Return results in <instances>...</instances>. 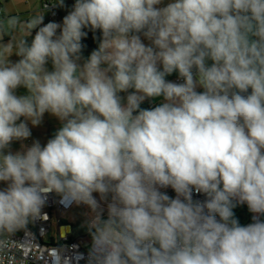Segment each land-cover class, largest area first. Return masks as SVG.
Wrapping results in <instances>:
<instances>
[{
	"label": "clouds",
	"instance_id": "1",
	"mask_svg": "<svg viewBox=\"0 0 264 264\" xmlns=\"http://www.w3.org/2000/svg\"><path fill=\"white\" fill-rule=\"evenodd\" d=\"M46 12L0 21V264L52 194L89 209L94 264H264V0Z\"/></svg>",
	"mask_w": 264,
	"mask_h": 264
},
{
	"label": "built area",
	"instance_id": "2",
	"mask_svg": "<svg viewBox=\"0 0 264 264\" xmlns=\"http://www.w3.org/2000/svg\"><path fill=\"white\" fill-rule=\"evenodd\" d=\"M46 4H49L52 17L59 18V10L52 8L50 3ZM0 16H2L1 2ZM175 81L182 82L178 77ZM167 192L170 196L175 195L170 188ZM74 206H66L56 194L49 196L42 214L34 219V225L11 238L14 246L6 250L5 264H94L91 244L87 246L84 238L73 239L68 235L57 243L44 241V237L51 231L54 220L61 224L64 221L63 215Z\"/></svg>",
	"mask_w": 264,
	"mask_h": 264
},
{
	"label": "crops",
	"instance_id": "3",
	"mask_svg": "<svg viewBox=\"0 0 264 264\" xmlns=\"http://www.w3.org/2000/svg\"><path fill=\"white\" fill-rule=\"evenodd\" d=\"M0 2L2 3V16H0V21H6V19L11 16H18L21 20H27L37 12H46V9L44 8V4L46 3L52 4L55 2V0H0ZM74 2L75 0H65V7L57 8L60 13L59 18L52 17V11L49 9V11H47L45 14V23L49 21L61 22L63 16L66 15L67 12L71 10V5L74 4ZM165 2H167V0H165ZM34 34L35 31L33 32V35ZM8 39H9V35L5 33L3 36V40L7 42ZM30 40L31 38H29V42ZM145 43H147V41H145ZM88 55H84V56L87 57ZM10 59L12 61H16L18 58L16 56H12ZM49 68H51L50 64H49ZM176 77H178V75L176 73H173L171 76L167 77V79L171 81H175ZM200 90L202 91V89ZM25 91H26L25 89L19 88L17 89V94L23 95L25 94ZM121 95L124 96L126 94L121 93ZM162 99H163L162 97H158V98H154L153 100H146L145 101L146 103H143L142 105H146V106L148 105L150 107H153L156 104L160 103ZM59 127H60V123L56 118L50 116L49 114H45L43 123L39 127L32 128V137L29 140L25 141V143L31 144L33 139H38L41 142V144H44L49 138L53 136V134ZM19 149H20V142H14L12 144V150L17 151ZM76 207L77 206L75 205L69 212L73 211ZM83 207H85L89 211V209L86 206ZM234 212L236 214V217L240 220L241 224H248L250 222V219L252 218V214L248 211L246 205L237 206L234 209ZM238 215H250V216L248 219L243 218L244 219L243 220ZM33 225H34V220H30L28 225L24 229L31 227ZM54 225L57 228L56 234H54L52 230ZM68 235L73 239H79L75 237L74 228L71 224L64 222L59 224L56 220H54L51 231L48 235L44 237V241L47 243H57ZM47 237H50L49 241L46 240ZM86 244L87 246H90L91 243L88 244L86 242Z\"/></svg>",
	"mask_w": 264,
	"mask_h": 264
},
{
	"label": "rangeland",
	"instance_id": "4",
	"mask_svg": "<svg viewBox=\"0 0 264 264\" xmlns=\"http://www.w3.org/2000/svg\"><path fill=\"white\" fill-rule=\"evenodd\" d=\"M146 103V102H144ZM92 214L83 205L77 206L73 211L63 215V222L69 223L74 228V235L76 238H84L88 244L91 243V237L89 235V221ZM241 219H248L250 215H238ZM243 219V220H244ZM53 232L56 234L57 228L53 226ZM47 241L50 237L46 238Z\"/></svg>",
	"mask_w": 264,
	"mask_h": 264
},
{
	"label": "trees",
	"instance_id": "5",
	"mask_svg": "<svg viewBox=\"0 0 264 264\" xmlns=\"http://www.w3.org/2000/svg\"><path fill=\"white\" fill-rule=\"evenodd\" d=\"M94 36L96 37L94 39ZM100 33L97 32L95 34L89 32L88 36L86 39L83 40V44L85 45L83 49V55H88L90 52L97 47V42L99 39ZM142 108H150V106L146 105H141Z\"/></svg>",
	"mask_w": 264,
	"mask_h": 264
}]
</instances>
